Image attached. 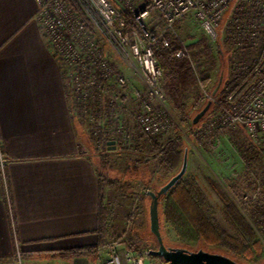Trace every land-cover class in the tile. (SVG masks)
<instances>
[{"label":"crops","instance_id":"crops-1","mask_svg":"<svg viewBox=\"0 0 264 264\" xmlns=\"http://www.w3.org/2000/svg\"><path fill=\"white\" fill-rule=\"evenodd\" d=\"M36 12L35 0H0V264H95L124 216L106 193L99 243V160L82 151L90 139Z\"/></svg>","mask_w":264,"mask_h":264},{"label":"built area","instance_id":"built-area-1","mask_svg":"<svg viewBox=\"0 0 264 264\" xmlns=\"http://www.w3.org/2000/svg\"><path fill=\"white\" fill-rule=\"evenodd\" d=\"M35 1L36 18L61 65L65 95L69 107L72 106L70 111L86 121L95 147L100 150L106 147V151L108 134L117 136L115 148L130 142L139 145L140 139L124 123L122 97L109 88L111 84L122 87L125 77L111 66L96 33L138 73L145 89L142 93L133 91L134 126L138 135L154 139L170 130L174 122L165 108L153 104L165 102L167 97L154 53L161 36L151 35L145 25L151 10L162 22L164 31L172 30L188 16L211 40L220 38L225 42L228 66L234 78L248 65L244 49L258 43L264 28V0H147V6L137 11L129 7V0H74L82 14L66 0ZM125 10L136 23L129 29L125 28ZM84 18L91 23L92 30L87 28ZM161 44L166 46V40L162 39ZM185 52L183 46L175 56ZM199 87L203 99L215 101L207 89ZM236 126L244 130L253 146L260 147L264 156V53L242 85L227 96L224 106L210 114L196 134L200 136L205 130L219 134ZM82 151L87 153L85 149ZM144 254L121 248L117 242H106L97 248L95 264H145Z\"/></svg>","mask_w":264,"mask_h":264},{"label":"rangeland","instance_id":"rangeland-1","mask_svg":"<svg viewBox=\"0 0 264 264\" xmlns=\"http://www.w3.org/2000/svg\"><path fill=\"white\" fill-rule=\"evenodd\" d=\"M129 1V7L135 11L142 10L147 6V0ZM145 25L154 37L162 36L166 32L162 22L152 10L145 20ZM169 32L181 40L182 47H187L188 44L198 38L204 37L211 45L214 54L218 55L219 49L221 52L223 51V59H217V67L211 74L207 91L210 92L219 79L221 80L220 84H222L228 77H231L228 66V46L220 38L211 40L188 16L178 21ZM95 36L101 42L111 66L125 77V84L122 87L111 84L109 88H112L110 91L123 97L124 123L133 135L138 137V131L135 129L132 117L136 102L133 91L137 90L142 93L145 89L144 84L138 73L129 68L110 49L107 43H104L98 33ZM185 51L187 52L188 49L185 48ZM249 57L251 58L250 53H248L247 58ZM197 92H200L198 86L191 87L187 92L184 120L169 99L166 98L165 102L162 103L153 102L156 107L165 108L172 122H174L170 130L164 134H158L153 140L156 144L161 145L172 138L181 139V162L184 150L187 151V165L182 179L192 181L195 187L207 198L209 209L221 226L230 235L242 239L235 227L224 218L222 201L210 181L226 194L254 232L253 238L246 241L247 251L240 255L238 260L242 264H264V221L254 217V211L264 207V156L260 147L253 146L246 137L244 130L238 126L226 128L219 134L205 130L200 136L197 135L196 130L208 120L210 114L215 110L211 102L209 111L195 126H192L194 114L208 100L203 99L205 101L202 104H197L195 101ZM70 107L72 109L71 105ZM73 117L90 139L89 146L84 149L97 157L99 160L98 170L108 179L117 181V185L107 188L105 194L107 193L110 199L113 197L118 199L116 202L124 219L120 223L114 224L106 242H117L119 247H128L137 254H144L146 250L155 249L156 241L149 230L148 207L150 197L146 194V190L149 187L158 190L177 170L172 173L164 171L158 163L157 154L152 152L149 145L141 147V143L136 145L130 142L125 146L116 147L113 151H106V147H101L102 150H100L99 147H95L86 121L75 115ZM109 123L110 121H107V124ZM106 137L113 141L117 138L116 135L110 134ZM102 155H106L108 158L105 164L100 163ZM140 155L144 157L142 163L136 161ZM181 162L178 168H180ZM161 209L162 205L159 206L160 216ZM160 225L165 244L186 247L190 250L198 248L194 242H181L175 232L162 221H160ZM212 247L214 246H206L208 249H212ZM144 255L145 264H161L159 261L152 260L149 253Z\"/></svg>","mask_w":264,"mask_h":264},{"label":"trees","instance_id":"trees-1","mask_svg":"<svg viewBox=\"0 0 264 264\" xmlns=\"http://www.w3.org/2000/svg\"><path fill=\"white\" fill-rule=\"evenodd\" d=\"M66 1L82 14V11L74 0ZM124 15L125 28L129 29L134 27L136 23L130 13L125 10ZM84 19L87 28L92 30L91 23L87 18ZM162 39L166 40V46L161 44ZM180 48H182L181 40L169 31H166L157 39L154 53L162 70L163 91L170 103L181 114L182 120H184L186 107L185 99L188 90L193 86H203L205 89L207 88L211 80V74L217 67V59H223V51L221 52L219 49L218 55L214 54L211 45L204 37H200L196 41L188 44L187 47H185L188 51L184 53V55L176 57L175 53ZM244 51L247 54H251V58H248V65L246 68L242 69L235 78L232 76L228 77L220 84L213 96L215 101L212 102V105L215 109H219L226 104L227 96L242 85L253 68V65L258 63L263 57L264 28L258 43L255 46H247ZM209 93L211 94V90ZM195 101L197 104H202V102L205 101L202 98L201 92L195 94ZM138 138L140 139L141 147L149 145L152 152L157 154L158 163L164 171L172 173L179 170L178 167L181 162V139L172 138L160 145L156 144L153 139L145 135L139 134ZM107 159L106 155H102L100 163L105 164ZM136 161L142 163L144 157L140 155ZM97 172L99 178V211L96 232L99 235V243H102L109 234L106 222L107 208L105 206V192L107 188L115 187L117 181L108 179L100 170H97ZM210 182L222 201L224 218L235 227L242 239L230 235L221 226L213 212L209 209L205 195L195 187L192 181L182 178L166 193L160 196L158 212L160 205H162V209L161 216L159 214V224L160 221H162V223L169 226L181 242H194L197 244L198 248L210 252L223 253L241 263L238 257L247 251L246 241L253 238L254 232L245 218L236 209L235 205L228 199L226 194L221 192L215 183L212 181ZM148 190L156 191V189L152 187H149ZM254 217L264 221V207H261L258 211H254ZM210 245L214 247H212V249L206 248V246ZM131 248L135 249V247L132 246ZM94 249L95 247L78 248L72 250L70 253L79 256L88 252H94ZM149 256L152 260L162 263L161 257L154 255Z\"/></svg>","mask_w":264,"mask_h":264},{"label":"water","instance_id":"water-1","mask_svg":"<svg viewBox=\"0 0 264 264\" xmlns=\"http://www.w3.org/2000/svg\"><path fill=\"white\" fill-rule=\"evenodd\" d=\"M220 82L221 80L219 79L218 83L211 90L212 97L218 90ZM211 102L212 100L208 99L204 106L194 114L192 118L193 125H196L204 117L210 108ZM107 150H115V144L113 140L107 141ZM186 165L187 151L185 149L179 170L173 174L163 185H161L158 190H146V194L150 197L148 207L149 230L156 241V248L149 249L148 253L150 255L161 257V264H241L223 253L210 252L202 248L190 250L186 247L169 246L164 243L159 224V198L182 178L186 170Z\"/></svg>","mask_w":264,"mask_h":264}]
</instances>
